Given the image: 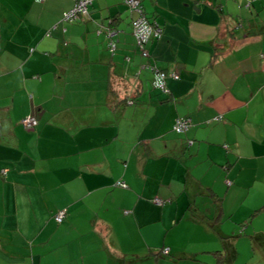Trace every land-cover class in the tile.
Wrapping results in <instances>:
<instances>
[{
  "label": "crops",
  "instance_id": "obj_1",
  "mask_svg": "<svg viewBox=\"0 0 264 264\" xmlns=\"http://www.w3.org/2000/svg\"><path fill=\"white\" fill-rule=\"evenodd\" d=\"M141 3L163 29L149 58L124 0L71 23L74 0H0V264H238L264 243L207 200L234 188L230 165H264V0ZM149 65L179 78L159 90Z\"/></svg>",
  "mask_w": 264,
  "mask_h": 264
},
{
  "label": "rangeland",
  "instance_id": "obj_2",
  "mask_svg": "<svg viewBox=\"0 0 264 264\" xmlns=\"http://www.w3.org/2000/svg\"><path fill=\"white\" fill-rule=\"evenodd\" d=\"M229 167L231 171V175L228 174V176H231L229 179H233V174L239 175L237 177L238 181L234 186L235 189L231 188L230 193L225 192L221 194L216 203L215 199L207 198L213 205L214 213L212 218L214 224H217L218 219H220L218 221L220 223L217 225L220 224L224 228V232H228L231 236L233 234H236L235 236H244L242 233L240 234V231H245L249 227L264 232V211L257 213L255 212L256 208L251 209L253 207L251 203L257 202L259 198L248 197V190H252L253 193L256 190L255 187L258 185H261L258 189L259 193H264V165L260 167L253 160L245 159L239 165L235 166L233 164ZM255 196H258V194ZM221 206H225L227 210V214L223 219L222 215L219 217ZM248 243L249 240L246 243L238 245L239 256L236 259L239 261L238 264H264V259L262 258L264 254V243L257 247L253 246V243L252 245ZM233 254L232 252V258H235Z\"/></svg>",
  "mask_w": 264,
  "mask_h": 264
},
{
  "label": "built area",
  "instance_id": "obj_3",
  "mask_svg": "<svg viewBox=\"0 0 264 264\" xmlns=\"http://www.w3.org/2000/svg\"><path fill=\"white\" fill-rule=\"evenodd\" d=\"M37 1L41 2L44 0ZM124 3L129 7L131 11L138 13V17L133 21V34L136 39L137 46L141 50L142 56L149 58L150 53L146 50V45L151 40L161 39L163 35V29L156 21L150 20L146 16L141 0H124ZM91 4L92 0H74L73 7L64 12L62 21L71 23L89 19V7ZM109 48L111 51H114L116 49V43L114 41L110 42ZM148 68H152L154 72V87L164 92L167 91V80L169 78H179L175 73L170 74L163 70L152 67L151 65H149ZM37 124L38 120L36 119V117L31 115L22 120V125L27 129L34 128L37 126ZM190 126V119L181 118L176 121V124L174 125V131H176L177 133H184L190 128ZM228 184L230 185L231 182L228 181ZM117 185L124 188L127 187L126 183L122 181H118ZM155 202L159 205L164 204V201H162L161 199H156ZM65 214V210L60 211L55 216V220L59 223L62 222Z\"/></svg>",
  "mask_w": 264,
  "mask_h": 264
},
{
  "label": "trees",
  "instance_id": "obj_4",
  "mask_svg": "<svg viewBox=\"0 0 264 264\" xmlns=\"http://www.w3.org/2000/svg\"><path fill=\"white\" fill-rule=\"evenodd\" d=\"M37 1V0H36ZM39 2V1H38ZM64 14V13H63ZM62 18H63V15H62ZM61 22H63L62 21V19H61ZM154 79V78H153ZM153 86H154V84H153ZM29 116V115H28ZM32 116V115H31ZM27 117V116H26ZM25 117V118H26ZM24 119V118H23ZM22 119V120H23ZM21 124H22V121H21ZM38 125V124H37ZM35 128V127H34ZM31 129H33V128H31ZM57 215V214H56ZM65 216H66V214H65ZM65 218V217H64ZM219 220V219H218ZM59 223V222H58ZM61 223V222H60ZM216 226V225H215ZM213 256L215 257V263L214 264H226V254L224 253V252H221V251H216V252H214L213 253Z\"/></svg>",
  "mask_w": 264,
  "mask_h": 264
}]
</instances>
